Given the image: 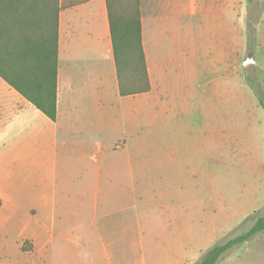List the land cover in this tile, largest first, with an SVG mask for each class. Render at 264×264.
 Wrapping results in <instances>:
<instances>
[{
  "label": "crops",
  "instance_id": "crops-1",
  "mask_svg": "<svg viewBox=\"0 0 264 264\" xmlns=\"http://www.w3.org/2000/svg\"><path fill=\"white\" fill-rule=\"evenodd\" d=\"M231 6L232 0H141L151 89L133 95L119 90L106 0L63 9L56 120L0 76V202L29 205L34 225L24 240L32 249L24 252L37 264H148L142 208L183 215V184L165 178L190 168L186 137L169 131L156 93L147 36L163 21L189 27L186 13Z\"/></svg>",
  "mask_w": 264,
  "mask_h": 264
},
{
  "label": "rangeland",
  "instance_id": "rangeland-1",
  "mask_svg": "<svg viewBox=\"0 0 264 264\" xmlns=\"http://www.w3.org/2000/svg\"><path fill=\"white\" fill-rule=\"evenodd\" d=\"M186 14L189 27L163 21L147 36L156 93L169 131L186 137L190 168L165 178L183 184V215L142 208L148 264H197L264 217V0ZM249 56L254 61L245 65ZM8 206L0 202V264H37L24 252L32 249L24 240L34 225L29 205ZM217 264H264V230L232 245Z\"/></svg>",
  "mask_w": 264,
  "mask_h": 264
},
{
  "label": "trees",
  "instance_id": "trees-1",
  "mask_svg": "<svg viewBox=\"0 0 264 264\" xmlns=\"http://www.w3.org/2000/svg\"><path fill=\"white\" fill-rule=\"evenodd\" d=\"M89 0H0V76L52 120L58 116L59 16ZM121 95L151 89L143 44L141 0H106ZM264 230V217L244 234L209 249L197 264H217L235 243Z\"/></svg>",
  "mask_w": 264,
  "mask_h": 264
},
{
  "label": "water",
  "instance_id": "water-1",
  "mask_svg": "<svg viewBox=\"0 0 264 264\" xmlns=\"http://www.w3.org/2000/svg\"><path fill=\"white\" fill-rule=\"evenodd\" d=\"M251 61H254V58L252 56H249L245 62V65H247L248 63H250Z\"/></svg>",
  "mask_w": 264,
  "mask_h": 264
}]
</instances>
